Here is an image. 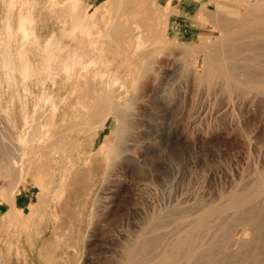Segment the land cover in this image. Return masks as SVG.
Listing matches in <instances>:
<instances>
[{
    "label": "rangeland",
    "instance_id": "374dc122",
    "mask_svg": "<svg viewBox=\"0 0 264 264\" xmlns=\"http://www.w3.org/2000/svg\"><path fill=\"white\" fill-rule=\"evenodd\" d=\"M189 1L0 0V147L14 149L23 171L17 182L0 171V264H123L152 217L171 219L152 234L164 245L224 195L253 193L264 171V89L225 78L208 46H224V32L238 28L226 25L252 15L245 5L258 0H200L201 9L187 11ZM117 17L118 31L110 25ZM255 41L243 46L245 56ZM261 44L252 66L264 62ZM109 91L115 101L107 114L96 97ZM35 117L46 122L32 143ZM27 189L30 205L4 219ZM259 196H248L242 213L215 217L225 221L222 232L239 228L229 249L216 252L227 253L225 264H264Z\"/></svg>",
    "mask_w": 264,
    "mask_h": 264
},
{
    "label": "bare ground",
    "instance_id": "6f19581e",
    "mask_svg": "<svg viewBox=\"0 0 264 264\" xmlns=\"http://www.w3.org/2000/svg\"><path fill=\"white\" fill-rule=\"evenodd\" d=\"M73 2H76V3H79V0H72ZM153 1H156V0H153ZM217 1H219V0H217ZM245 1V0H244ZM250 1V0H249ZM248 0L247 1H245V3L247 2L248 4H250V2H249ZM118 2L119 3H121V0H118ZM233 2V1H232ZM240 1H238V3H239ZM154 3V5H155V2H153ZM223 3V2H222ZM244 3V4H245ZM252 3L254 4V2H252L251 1V4H250V6L252 7H254L255 6V4L254 5H252ZM226 4V3H225ZM234 5V2L233 3H231V5ZM230 5V4H229ZM232 5V6H233ZM257 5H258V7H256L257 9H255V7H254V9L255 10H253V11H256L255 13H256V17L254 16H252V15H254L253 14V11H252V9H253V7H252V9H251V7L249 6V7H247L246 5H245V7L246 8H244V12L245 13H251L252 12V15H247L246 16V14H245V16L248 18H246V20L244 19L245 18V16H242V17H244L243 18V20L241 19V20H239V23H237L236 24V22L234 23V24H232V23H230L229 22V24H231V25H229L228 24V21H227V17H224L223 19H224V24L226 25V22H227V24L228 25H226V28L227 29H230V28H232V29H234V28H237L238 29V32L234 29V31H232V33L234 32H237V33H240V31H242L241 33V37L240 38H238V34L237 33H235V35H237V36H235V37H233V34L232 33H230L231 31H226V32H224V34H225V37L226 38H224V39H227L228 40V42L223 46V45H221V43H220V46H208L209 47V51L211 52V54H212V59H213V61L214 62H216L217 63V65H218V67H219V69H220V73L225 77V78H229L231 81H233V82H236V83H240L241 85H242V83H243V85L245 84V86H248V87H250V88H253V89H256V90H262V89H264V78H262L263 77V75H264V73H263V75L261 74V76L262 77H258L259 79H257L256 77L258 76L255 72L256 71H258L259 69H262V70H264L262 67H261V65L264 67V62L263 63H261L262 62V60L263 59H261V61H259L261 64H259L258 62H255L256 64H257V70H253V69H256V68H254V66L256 65L255 63H254V66H252L253 65V61H255L256 59V61H258L259 60V58L258 57H261V56H263V53H258V54H253V52H258L257 51V49H259V46L258 45H260L261 43H263L264 42V0H258L257 1ZM235 6H237L238 7V4L237 5H235ZM240 6V5H239ZM241 8H242V6H240ZM248 8V9H247ZM244 12H243V15H244ZM258 12V13H257ZM212 14V13H211ZM224 15V14H223ZM219 16V15H218ZM226 16V15H225ZM220 17V16H219ZM253 17V20L252 19H250V18H252ZM225 18H226V20H225ZM230 18V17H229ZM220 19V18H219ZM230 19H234V17H231ZM240 19V18H239ZM250 19V20H249ZM217 20H218V18H217ZM236 20H238V19H236ZM221 21V20H220ZM219 21V22H220ZM167 22V21H166ZM218 22V21H217ZM238 22V21H237ZM121 23H122V21H121V19L120 18H115L114 20H112L111 21V23H110V25H111V28H113V29H116L117 31L118 30H120V28H121ZM221 23H223V22H221ZM223 24V25H224ZM236 24V25H235ZM219 25V24H218ZM223 25H221L220 27H222ZM228 26H231L230 28L228 27ZM235 26V27H234ZM237 26V27H236ZM260 28V29H259ZM221 29V28H220ZM226 29V30H227ZM239 29H241L240 31H239ZM256 29H258V31L256 30ZM223 30H225V29H223ZM140 31V30H139ZM138 31V32H139ZM117 33L118 32H116L115 33V35H117ZM232 36V37H230V35ZM226 34L227 35H229V37L228 36H226ZM221 35V34H220ZM218 36V40L221 42V40H222V38H220L221 36ZM221 40H220V39ZM262 38V39H261ZM216 39V40H217ZM248 39V40H247ZM263 40V41H261V42H258V40ZM255 40H257V41H255ZM259 40V41H260ZM215 41V40H214ZM218 41V42H219ZM257 42L258 43V45H256L257 46V48L255 49V43H254V45H253V47H251V48H254V50H256V51H254L253 49H252V54L251 53H246V54H250V55H252V57L251 56H248V55H246L245 56V52H247V50L249 49V44L250 43H252V42ZM217 42V41H216ZM256 43V44H257ZM260 43V44H259ZM208 44V43H207ZM253 44V43H252ZM247 46L248 47V49H247V47H243V46ZM251 45V44H250ZM252 46V45H251ZM261 46H264L263 44H261ZM243 47V48H242ZM242 49H244V52H243V50ZM247 49V50H246ZM260 49H262V47H260ZM263 51H264V47H263V49H262ZM250 51H251V49H250ZM260 52V51H259ZM262 52V51H261ZM262 54V55H261ZM258 55H260V56H258ZM253 56H255V59L254 60H252L254 57ZM257 57V58H256ZM262 58V57H261ZM264 58V57H263ZM249 59H251V60H249ZM250 62H249V61ZM251 61H252V63H251ZM264 61V60H263ZM258 64H259V66H260V68H258L259 66H258ZM251 68H253L252 70H253V72L255 73H253L252 72V70H251ZM260 71V70H259ZM258 71V72H259ZM261 73L262 72H264V71H260ZM253 74L256 76H253ZM242 75H244V79L243 78H241V76ZM260 75V74H259ZM263 79V80H260V79ZM97 98V101H98V105H100V108L102 109V110H107V114L109 113V112H111V110H112V108H113V106H114V101H115V98H114V94L112 93V92H107L106 94H103L102 96H100V97H96ZM46 104V103H45ZM103 107V108H102ZM99 108V109H100ZM44 116V115H43ZM45 118V117H44ZM43 118V119H44ZM42 119V118H41ZM100 121V120H99ZM106 118H104L102 121H100L99 123L98 122H96V125L98 126V128L99 127H102V126H104L105 125V123H106ZM45 122H46V120H37V117H35L34 119H33V122L31 123V124H29V127H31V126H33V128H34V131L33 132H31V139H30V141L32 142V143H34L36 140H38L37 139V137H40L41 135H42V130H43V127L45 126L44 124H45ZM44 123V124H43ZM98 123V124H97ZM95 125V126H96ZM94 127V126H93ZM90 130V129H89ZM89 130H88V133H89ZM92 130V129H91ZM91 130H90V132H91ZM101 148V147H100ZM0 149H1V153H0V171H4L5 172V174L6 175H8V176H10V177H13L15 174H16V176L18 175V173H19V175H21V173L23 172H18V171H20L19 169H18V171H17V168H21V164H20V157L19 156H16L17 154H15V151H14V149L13 148H10L9 147V145H6L5 143L4 144H2V146L0 147ZM104 149V148H103ZM16 151H17V149H15ZM21 150H24V148H21ZM15 154V155H14ZM20 154H23V151H22V153L20 152ZM25 156V155H24ZM23 156V157H24ZM48 158H47V160H46V162L47 163H50L51 162V160H55V156H47ZM22 159V158H21ZM23 167V166H22ZM35 168V167H34ZM22 170H23V168H22ZM30 170V169H29ZM32 170H33V167H32ZM26 171V170H25ZM17 172V173H16ZM31 172V171H30ZM14 178V177H13ZM15 178H17V179H19L20 178V176L19 177H15ZM14 178V179H15ZM22 178V177H21ZM257 178H258V182L256 181V183H258L257 184V186L256 187H254L255 185H256V183H255V185L253 186V187H251L250 186V188L252 189V188H254V189H252L253 190V193H249L248 195L247 194H245V193H248V192H245V191H243V192H245V193H242V191H241V193L240 192H238V191H240V190H238V191H236V192H234L233 193V191H232V194H229V195H227V196H225L224 195V197L225 198H223L222 199V197H221V199L222 200H219V201H221V202H218V203H215L216 205H211L209 208H204V210L201 212L200 211V213L198 212V214H196V215H193V217H191V218H189V219H187V220H185L184 222H183V226L181 225V228L179 227L178 228V230L180 229H182V227H183V229L180 231V234L178 235L177 234V232H173V230H172V233H174V234H177L174 238H172V240H170L169 242H165L166 241V239L163 241V243H164V245H165V243H166V245L164 246L163 244H159V243H162V242H160L164 237H162V239H160V241H158V242H154V241H157V240H153L154 239V237H156L157 238V236H159V235H156V234H154L155 232L154 231H156V228H159V230H160V227H158V226H160L161 225V222H163L164 220H166V221H164V222H166L167 223V221H170V220H168V218H169V216H168V214H167V216L168 217H166V216H164V215H159V216H157L156 218H154L153 219V217H152V219H151V221L149 222V227H151L152 226V224H154L155 225V223L158 221V220H160L159 221V225L158 224H156V226L155 227H151V229L147 226L148 224L147 223H145V224H147L146 226V228H147V230L145 231V228H144V232H143V230H142V232H138L137 233V235L134 237V240H132L133 242L132 243H130L129 245H128V249H127V252H126V258L125 259H122V263L123 264H137V262H136V260H137V257L139 256L140 258H142L143 259V257H144V261H142V260H140L141 262H138V264H200V263H202V264H225L224 263V260H225V256H227V253H226V255L224 256V259L223 258H221V256L222 255H219L220 253L218 252V254H216V252L217 251H220L221 249L223 250L224 248L223 247H225L224 245H226V244H228L229 242H230V244H231V241L235 238V237H237L236 236V233L238 232V230H239V228H238V226L234 223V225H232V227L230 226V227H228L227 229L225 228V229H223V232H222V229H220L221 227H223L224 226V222H223V226L222 225H220L219 224V221L218 220H220V218H219V216H221L222 217V215H223V217H225L226 216V218H228V216H227V213L230 211L231 213H236V211L237 212H241V210L242 211H244L243 209H248V203H250V197H252V196H254L253 197V199H255L257 196L258 197H260L259 195H260V193H262V192H264V171L263 172H261L260 173V175L259 176H257ZM12 179V178H11ZM14 179L12 180L13 182H14ZM15 181L17 182V180L15 179ZM16 182H14L13 184V186L14 187H9V191L8 192H10L9 193V195L7 194L6 196H7V200L9 199L10 200V197H13V196H10L11 195V193L16 189V185H15V183ZM249 189V188H248ZM13 194V193H12ZM251 194V195H250ZM262 195V194H261ZM248 196H250V197H248ZM248 199H249V201H248ZM252 199V200H253ZM259 198H257L256 200H258ZM256 200H253L254 202L256 201ZM251 202V203H254V202ZM248 202V203H247ZM258 202V201H257ZM14 201H13V205H14ZM259 203H260V201H259ZM214 204V203H213ZM245 205H246V207H245ZM250 205V204H249ZM254 205V204H253ZM94 206V205H93ZM245 207V208H243V209H241L242 207ZM248 206V207H247ZM251 206H252V204H251ZM262 206V205H261ZM15 207V206H14ZM12 208V210L10 211V212H8L5 216H4V219H6V217H12L13 216V214H15V212H17L18 210L16 209V208ZM256 208H257V206H256ZM174 209V208H173ZM176 209V208H175ZM241 209V210H240ZM250 209V208H249ZM38 211V210H37ZM168 211V210H167ZM180 211H182V210H179V212ZM185 211V210H184ZM183 211V212H184ZM197 211V210H196ZM232 211H234V212H232ZM248 211V210H247ZM246 211V212H247ZM36 212V211H35ZM95 212V211H94ZM175 212V211H174ZM182 212V213H183ZM245 212V213H246ZM155 213V212H154ZM170 213V212H169ZM226 213V214H225ZM242 213V212H241ZM244 213V212H243ZM244 213V214H245ZM249 213H251L250 211H249ZM156 214V213H155ZM159 214V212L156 214V215H158ZM163 214V213H162ZM165 215H166V213H164ZM185 214V213H184ZM224 214H225V216H224ZM239 214V213H238ZM238 214H235L236 216H238ZM248 214V213H247ZM91 215V214H90ZM155 215V216H156ZM169 215H172V212L169 214ZM190 215V214H189ZM231 215V214H230ZM233 215V214H232ZM242 214H240V216H241ZM154 216V217H155ZM236 216H234L233 215V217L231 216L230 218H235L234 220H237V221H239L238 219H236ZM182 217V216H181ZM215 217H217V218H219L218 220H215ZM244 217V216H243ZM151 218V217H150ZM170 218H172V216L170 217ZM173 218H175V217H173ZM177 218V217H176ZM183 218V217H182ZM186 218H188V217H186ZM214 218V219H213ZM238 218V217H237ZM178 219V218H177ZM213 219V220H212ZM222 219V218H221ZM250 219V218H249ZM152 220H154L155 221V223H154V221H152ZM173 220V219H172ZM212 220V221H211ZM218 222V224H219V228H218V224L215 222ZM226 220V219H225ZM228 220V219H227ZM245 220H246V218H245ZM5 221V220H4ZM177 221V220H176ZM213 221H214V223H213ZM222 221H223V219L220 221V223H222ZM237 221H234V222H237ZM242 221H243V219H242ZM251 221H252V218H251ZM153 222V223H152ZM172 222H174V221H172ZM178 224H179V226H180V220H178ZM181 222V223H182ZM227 222V221H226ZM250 222V221H249ZM150 223H152L151 225H150ZM177 223V222H176ZM238 223V222H237ZM243 223V222H242ZM241 223V224H242ZM168 224V223H167ZM171 224V223H170ZM213 224H217L216 225V227H214L213 226ZM233 224V223H232ZM163 225H165V223L163 224ZM173 225V224H172ZM175 226V225H174ZM174 226H172L173 228H174ZM176 226H178V225H176ZM226 226H229V224H227ZM239 226H240V223H239ZM162 227V226H161ZM165 227V226H164ZM171 227V228H172ZM241 227V226H240ZM259 227H262V226H259ZM143 228V227H142ZM169 228H170V225H169ZM214 228V229H213ZM218 228V230H216V229ZM224 228V227H223ZM263 228H264V226H263ZM152 229H155V230H152ZM161 229H163L164 230V228H161ZM168 229V228H167ZM177 229V228H176ZM257 229H259V228H257ZM158 230V231H159ZM171 230V229H170ZM169 230V231H170ZM177 230V231H178ZM213 230H214V232H215V230H216V233H218L219 231L221 232H219V234H217L216 235V233H215V235L212 237V239L213 240H211V242L209 241V239H207V237L206 236H211L210 234H214L213 233ZM248 230V229H247ZM262 230H264V229H262ZM261 229L259 230V231H262ZM218 231V232H217ZM258 231V230H257ZM154 232V233H153ZM157 232V231H156ZM249 232V230L247 231V233ZM178 233H179V231H178ZM246 233V234H247ZM152 234H153V236L154 237H152ZM158 234V233H157ZM159 234H160V231H159ZM162 234H164L163 232H162ZM161 234V235H162ZM166 234H168V231H167V233ZM170 235H172L171 233H169ZM173 234V235H174ZM149 235H151V236H149ZM169 236V235H168ZM167 237V236H166ZM205 237H206V239H207V241L209 242H207L206 241V239H205ZM264 237V236H263ZM155 238V239H156ZM159 238V237H158ZM161 238V237H160ZM169 238V237H168ZM171 238V237H170ZM209 238V237H208ZM253 238V237H252ZM235 239H237V238H235ZM234 239V240H235ZM247 239H248V237H247ZM260 239H263V238H259V240ZM159 240V239H158ZM253 240V239H252ZM237 241V240H236ZM233 242V241H232ZM252 242V241H251ZM258 242V241H257ZM129 243V242H128ZM155 243H156V245H158L159 244V246L161 247V246H164V248H162V250H161V248H160V250H156L155 248H156V245H155ZM158 243V244H157ZM247 243H248V241H247ZM244 244V243H243ZM155 245V246H154ZM229 245V244H228ZM248 245V244H247ZM227 246V245H226ZM230 246V245H229ZM264 246V245H263ZM155 247V248H154ZM246 247V246H245ZM257 247H259V246H257ZM262 247V246H261ZM158 248V247H157ZM226 249H229V247L227 246V247H225ZM247 248V247H246ZM249 248H251V247H249ZM260 248V247H259ZM154 249H155V251H154ZM159 249V248H158ZM240 249V248H239ZM254 249V248H253ZM221 250V254H223V251ZM125 251H126V249H125ZM152 251L153 252H155L154 253V255H152L151 253H152ZM229 251V250H228ZM260 251V250H259ZM63 252V251H62ZM224 252H226L225 250H224ZM256 252V251H255ZM261 252V251H260ZM229 253V252H228ZM230 254V253H229ZM233 254V253H232ZM231 254V255H232ZM234 254H235V252H234ZM264 254V253H263ZM3 255V254H2ZM67 255V254H66ZM152 255V256H151ZM218 255V257H220V258H218V257H216ZM257 255V254H256ZM143 256V257H142ZM241 256V255H240ZM259 256V255H258ZM3 257V256H2ZM138 257V258H139ZM223 257V256H222ZM254 257H256V256H254ZM263 257V256H262ZM139 258V259H140ZM229 258V257H228ZM248 258V257H247ZM250 258V257H249ZM249 258H248V260H249ZM139 259L137 260V261H139ZM242 259V258H241ZM0 260H2V258L0 259ZM123 260H124V262H123ZM229 260V259H228ZM243 260H245V258L243 259ZM262 260V259H261ZM234 261V260H233ZM250 261V260H249ZM256 261V260H255ZM2 262V261H1ZM136 262V263H135ZM226 262V261H225ZM228 262V261H227ZM240 262V261H239ZM246 262H247V260H246ZM263 262V261H262ZM3 264H4V262H2ZM229 264H230V262H228ZM235 263V262H234ZM233 263V264H234ZM227 264V263H226ZM241 264V263H240ZM248 264H249V262H248ZM253 264V263H252ZM257 264V263H256ZM262 264V263H261Z\"/></svg>",
    "mask_w": 264,
    "mask_h": 264
},
{
    "label": "crops",
    "instance_id": "0c3cea01",
    "mask_svg": "<svg viewBox=\"0 0 264 264\" xmlns=\"http://www.w3.org/2000/svg\"><path fill=\"white\" fill-rule=\"evenodd\" d=\"M187 4L189 5L187 11H194L196 8L201 9L202 7L200 0H190ZM191 20H193V18H191ZM184 21L187 22V20ZM32 199L33 198L30 194V190H24L22 193H18L16 195L13 207L15 206L14 208L16 209L24 210L30 205Z\"/></svg>",
    "mask_w": 264,
    "mask_h": 264
}]
</instances>
